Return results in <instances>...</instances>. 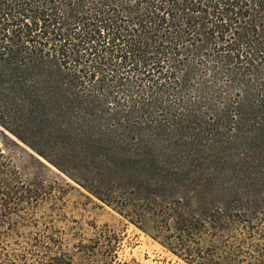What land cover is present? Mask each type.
I'll list each match as a JSON object with an SVG mask.
<instances>
[{"label":"trees","instance_id":"16d2710c","mask_svg":"<svg viewBox=\"0 0 264 264\" xmlns=\"http://www.w3.org/2000/svg\"><path fill=\"white\" fill-rule=\"evenodd\" d=\"M0 125L60 169V145L82 147L75 176L187 264H264L247 242L264 229V0H0ZM9 141L0 236L44 190ZM117 247L102 229L78 264Z\"/></svg>","mask_w":264,"mask_h":264},{"label":"rangeland","instance_id":"374dc122","mask_svg":"<svg viewBox=\"0 0 264 264\" xmlns=\"http://www.w3.org/2000/svg\"><path fill=\"white\" fill-rule=\"evenodd\" d=\"M7 121L12 120H6L7 127L26 135L28 143L35 147L47 151L58 148L53 142L44 141L47 139L44 132L42 139ZM0 128L11 140L5 149L13 156L17 167L27 175L34 189L41 188L43 181L45 190H39L37 201L21 200L12 215L11 225L7 223L1 229L7 232L0 236V264H60L63 253L73 255L78 264L81 262L79 246L89 244L102 229H108L118 239L116 264H187L90 192L75 176L79 175L77 169L82 165L66 154L82 155L86 152L82 147L72 145L70 139H67L68 144L60 145L62 154L57 157L68 170L60 169L12 132L1 125ZM31 195L34 198V194ZM255 231L254 239L247 242L262 249L264 229Z\"/></svg>","mask_w":264,"mask_h":264}]
</instances>
